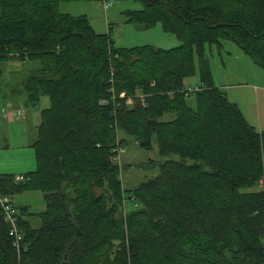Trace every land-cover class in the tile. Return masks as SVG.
Segmentation results:
<instances>
[{
    "label": "trees",
    "instance_id": "1",
    "mask_svg": "<svg viewBox=\"0 0 264 264\" xmlns=\"http://www.w3.org/2000/svg\"><path fill=\"white\" fill-rule=\"evenodd\" d=\"M78 1L100 0H0V60H38L24 104L48 100L33 170L18 182L0 174V195L40 192L45 209L33 229L14 207L18 255L0 210V264H264V139L214 87L205 54L227 41L264 72V0H136L126 22L158 24L179 42L169 49L114 48L108 28L57 12ZM195 68L201 90L184 96ZM137 89L130 108L108 93ZM126 139L142 149L153 139L162 158L133 191L111 161Z\"/></svg>",
    "mask_w": 264,
    "mask_h": 264
},
{
    "label": "rangeland",
    "instance_id": "2",
    "mask_svg": "<svg viewBox=\"0 0 264 264\" xmlns=\"http://www.w3.org/2000/svg\"><path fill=\"white\" fill-rule=\"evenodd\" d=\"M111 7L104 13L99 2L78 1L61 2L57 4V12L70 17L83 16L88 21L91 30L97 34H104L108 28L109 37L114 48H131L149 45L160 49H169L178 45L173 36L162 32L158 24L149 29L126 22L125 12L141 10V3L136 0H110ZM238 50L232 43L220 42V48L216 46L205 47L209 65L211 81L214 87L224 86L230 83H239L246 78L247 67L231 57L224 55V50ZM230 53V52H228ZM40 66L38 60H0V110L9 112L13 107L29 110L27 117L20 119L10 115L0 116V174L15 176L30 172L34 168L31 143L36 137L35 127L39 123V113L47 107V99L41 97L33 108L24 104L22 82L25 77ZM260 70V69H259ZM261 71V70H260ZM263 72V71H262ZM198 83V72L195 68L193 76L184 81V87H194ZM187 105L193 108L192 98L187 99ZM130 108L129 106H124ZM35 109V110H34ZM33 110V111H32ZM172 116L164 115L161 120L171 119ZM118 137L122 134L119 132ZM161 162L158 156L154 140H151L149 149L139 148L131 139H126L123 153L119 155L118 178L124 191H133L141 183L152 178L156 174L153 165ZM151 163V164H150ZM99 191L95 190L97 194ZM11 203L16 209H25L27 214L23 219L30 228L36 229L40 225L38 214L44 211L42 193L36 191L20 192L14 194ZM133 209L130 201L124 202V212Z\"/></svg>",
    "mask_w": 264,
    "mask_h": 264
},
{
    "label": "crops",
    "instance_id": "3",
    "mask_svg": "<svg viewBox=\"0 0 264 264\" xmlns=\"http://www.w3.org/2000/svg\"><path fill=\"white\" fill-rule=\"evenodd\" d=\"M223 53L226 57L233 56L237 62L246 65L248 70L245 73L246 78L239 80V83H230L217 88L222 91L229 103L237 107L244 121L257 133L261 134L264 139V72L256 68L238 50L231 48V51L224 50ZM45 104L48 106V100ZM36 106L32 107L37 109L38 107ZM13 109H17V107H13ZM23 109L25 110L24 117L26 118L29 110L26 107Z\"/></svg>",
    "mask_w": 264,
    "mask_h": 264
},
{
    "label": "built area",
    "instance_id": "4",
    "mask_svg": "<svg viewBox=\"0 0 264 264\" xmlns=\"http://www.w3.org/2000/svg\"><path fill=\"white\" fill-rule=\"evenodd\" d=\"M99 4H100L102 12L105 13L111 7L112 1L100 0ZM109 71H110V77H112L111 76L112 69H110ZM200 90L201 88L197 85L194 87H183L181 92L184 96H192L198 93ZM108 93L111 96V100H116V99L120 100L124 106H130L134 98H137L139 102H142V98L144 97V95L138 89L133 91L131 96H126V97L125 96L115 97L113 94V91L111 90ZM116 106H120V104H116ZM24 114H25V110L20 109V108L12 109L9 112H6L3 109L0 110L1 117H4L5 115H10V116L22 119L24 117ZM121 153H123V148H117L115 150L114 156L111 158V161L114 162L115 164L119 163V155ZM21 180H22L21 176L14 177L15 182H18ZM0 210H1V222L5 225L7 237L9 238L11 242V246L15 250L16 255H18L19 252L22 251L24 248L21 243L20 233L17 230L16 211L14 209V206L11 203L10 197L5 196V195H0ZM263 244H264V235H263Z\"/></svg>",
    "mask_w": 264,
    "mask_h": 264
},
{
    "label": "water",
    "instance_id": "5",
    "mask_svg": "<svg viewBox=\"0 0 264 264\" xmlns=\"http://www.w3.org/2000/svg\"><path fill=\"white\" fill-rule=\"evenodd\" d=\"M61 207H62V211H63V213H64L65 215H67V213H66V208H65V204L62 203Z\"/></svg>",
    "mask_w": 264,
    "mask_h": 264
}]
</instances>
